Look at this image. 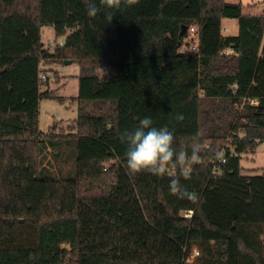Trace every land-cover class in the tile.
Returning <instances> with one entry per match:
<instances>
[{"label": "trees", "instance_id": "1", "mask_svg": "<svg viewBox=\"0 0 264 264\" xmlns=\"http://www.w3.org/2000/svg\"><path fill=\"white\" fill-rule=\"evenodd\" d=\"M227 18L237 35H223ZM49 25L63 46L43 43ZM66 61L80 67L77 172L59 179L40 168L53 143L39 108L65 100L40 76ZM145 116L174 130L177 151L204 145L190 179L175 164L130 173L119 134ZM262 142L264 14L139 0L89 17L85 0H0V264H187L193 249L194 264H264V175L241 165ZM174 178L199 199L170 194Z\"/></svg>", "mask_w": 264, "mask_h": 264}, {"label": "rangeland", "instance_id": "2", "mask_svg": "<svg viewBox=\"0 0 264 264\" xmlns=\"http://www.w3.org/2000/svg\"><path fill=\"white\" fill-rule=\"evenodd\" d=\"M230 2L241 3L243 13L247 15L264 14V0H228ZM239 31L236 19H223L222 33L225 36L237 35ZM42 41L46 46L50 42H64V37H56L53 26H44L42 30ZM183 49H186L185 47ZM48 71V70H47ZM48 75L42 90H50L52 93L63 97L65 102L56 99L43 100L39 108V130L45 135V142H52L53 147L44 149L40 157V168L45 175L66 179L74 177L77 172V129L75 120L78 114V102L74 99L78 95V75L80 67L77 63L65 64L61 66L60 74ZM49 146V145H48ZM241 165L244 174L264 175V142H262L255 152H248L242 155ZM197 249H193L190 258Z\"/></svg>", "mask_w": 264, "mask_h": 264}, {"label": "clouds", "instance_id": "3", "mask_svg": "<svg viewBox=\"0 0 264 264\" xmlns=\"http://www.w3.org/2000/svg\"><path fill=\"white\" fill-rule=\"evenodd\" d=\"M87 14L96 17L102 9H119L121 5L131 7L139 3V0H85ZM105 18L111 23L113 16L109 11ZM177 121H183L182 114L176 115ZM119 139L127 145L124 153L126 165L131 174L147 172L157 177H163L168 172L170 165L175 164L185 180L190 179L191 171L195 164L200 162V154L204 145L200 142L193 143L190 150L182 147L179 151L174 147V130L167 127L156 128L153 120L145 116L140 119L133 129H124L119 134ZM170 194L178 199L197 201L199 194L189 191L179 179H171L169 182Z\"/></svg>", "mask_w": 264, "mask_h": 264}, {"label": "built area", "instance_id": "4", "mask_svg": "<svg viewBox=\"0 0 264 264\" xmlns=\"http://www.w3.org/2000/svg\"><path fill=\"white\" fill-rule=\"evenodd\" d=\"M191 37L192 38L195 37V39H196L195 41L192 42V44H193L192 48H195V44H197V37H196V34L194 33L193 29H192ZM63 44H64V42H57V41L53 42L52 41V42L49 43V46H50V48H55L57 46H63ZM40 77H41V79H45L46 80V75L45 74L41 75ZM223 162H225V159H223ZM192 214H193V211H186L185 212V216L186 217H191ZM197 257H199V251L198 250L195 251V254L193 255V259H191L190 256L186 259V263L187 264H194L196 262V260H197Z\"/></svg>", "mask_w": 264, "mask_h": 264}, {"label": "crops", "instance_id": "5", "mask_svg": "<svg viewBox=\"0 0 264 264\" xmlns=\"http://www.w3.org/2000/svg\"><path fill=\"white\" fill-rule=\"evenodd\" d=\"M235 3V2H234ZM242 3V2H241ZM48 69L50 70H54V71H58L59 74H60V69H61V66H53V67H48ZM48 77V75L46 76V78Z\"/></svg>", "mask_w": 264, "mask_h": 264}, {"label": "water", "instance_id": "6", "mask_svg": "<svg viewBox=\"0 0 264 264\" xmlns=\"http://www.w3.org/2000/svg\"><path fill=\"white\" fill-rule=\"evenodd\" d=\"M186 26L184 27V29L186 30ZM65 64H70V61H66Z\"/></svg>", "mask_w": 264, "mask_h": 264}]
</instances>
